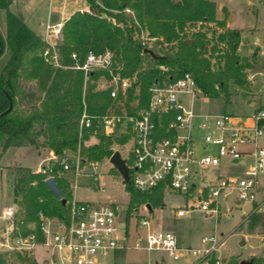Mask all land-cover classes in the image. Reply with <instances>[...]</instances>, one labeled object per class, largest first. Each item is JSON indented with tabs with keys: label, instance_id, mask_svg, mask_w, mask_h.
Instances as JSON below:
<instances>
[{
	"label": "trees",
	"instance_id": "obj_1",
	"mask_svg": "<svg viewBox=\"0 0 264 264\" xmlns=\"http://www.w3.org/2000/svg\"><path fill=\"white\" fill-rule=\"evenodd\" d=\"M89 12L77 11L64 22L63 40L57 46L60 66L43 57L45 43L9 8L13 0H0L7 11V37L0 33V59L7 56L0 74V147L4 155L10 148L31 146L57 155L66 150L79 152L81 165L110 159L114 144L125 145L130 135H106L102 131L81 130V117L86 110L91 116L104 115L115 105L109 90H98L100 79L111 80L109 71H94L87 76L76 69L89 53L107 50L116 56L114 70L133 81L125 107L133 113L131 103L140 108L150 102V88L155 83L175 82L191 73L198 89L207 99H224L231 103L232 88L248 89V71L252 61L240 54L241 32L228 28V12L217 17V4L211 0H85ZM186 40L192 43L186 44ZM153 43V46H149ZM151 51V52H150ZM77 55V60L72 54ZM23 82H35L30 93ZM139 89V94L136 91ZM95 122V126H96ZM92 136L98 142L87 146ZM14 180V197L19 211L16 226L23 235L36 233L43 241L39 213L60 221L68 220L73 201L69 182L54 175L62 198L53 194L45 175L21 164L6 167ZM113 171H118L113 168ZM130 199L127 219L141 206L155 209L164 206V187L150 191L125 183ZM263 215L252 213L239 228L264 225ZM22 256L0 254V264H14ZM35 264L36 262L33 261ZM230 259L226 264H240ZM209 264H216L212 259ZM256 264V260L253 261Z\"/></svg>",
	"mask_w": 264,
	"mask_h": 264
},
{
	"label": "built area",
	"instance_id": "obj_2",
	"mask_svg": "<svg viewBox=\"0 0 264 264\" xmlns=\"http://www.w3.org/2000/svg\"><path fill=\"white\" fill-rule=\"evenodd\" d=\"M63 27V21L50 20L41 33L46 45L43 57L55 67L60 66L57 46L63 40ZM72 58L77 60V55L73 53ZM115 64V54L107 50L99 55L89 53L85 61L75 67L86 76L94 71H109L111 80L104 81L102 89L109 90L115 101L104 115L91 116L85 110L80 124L81 130L95 128L96 133L130 135L131 148L122 157L134 187L146 192L163 186L165 193L171 191L186 196L190 203L176 210V218L185 217L196 209L219 221L241 203L251 206V214L264 216V188L259 182L264 176V147L258 146V140L264 136V104L256 106L254 103V111L247 115L197 112L193 105L187 107L184 96H190L193 101L204 96L192 74L185 73L175 82L155 83L150 88L148 107L140 108L135 100L131 103L133 113H130L125 103L134 80L116 73ZM136 92L139 94V89ZM67 152L53 153L39 166L37 173L47 178L55 174L63 177L72 169L66 161ZM73 153L77 156L76 172L79 173L82 160L79 152ZM225 159L231 165L242 164L245 170L235 176L217 173L213 179L205 178L203 171L219 172ZM97 164L89 163L95 167ZM93 183L96 189L105 192L96 174ZM142 208L146 214L138 216V233L133 244L127 209L112 203L75 200L71 203L68 220L60 221L39 213L43 236V241L39 242L36 233L23 235L16 226L19 208L14 204L2 208L0 218L5 225L0 228V254L24 257L25 261L20 264H35L33 261L36 264H116L122 253L138 251L148 255L147 264H162L167 258L184 264H209L212 259L216 264H225L219 255L224 238L205 236L196 247L183 246L175 232L153 227V212L146 205ZM39 248L47 253L41 262L35 255ZM154 254L159 258H152Z\"/></svg>",
	"mask_w": 264,
	"mask_h": 264
},
{
	"label": "rangeland",
	"instance_id": "obj_3",
	"mask_svg": "<svg viewBox=\"0 0 264 264\" xmlns=\"http://www.w3.org/2000/svg\"><path fill=\"white\" fill-rule=\"evenodd\" d=\"M212 1L217 3V14L220 17L222 16L223 19L225 17L222 8L227 9L229 27L239 30L242 35L240 54L249 58L254 68L248 71L247 90L240 89L237 86L232 88V101L230 104H226L224 99L211 100L204 97H199L193 101L190 96H184L185 103L187 107L193 105L197 112L251 114L255 109L253 102L256 103V106L264 104V0ZM86 3L85 0H13L9 11L20 17L29 27L43 32L47 22L51 20V15L59 16V20L63 21L65 14L69 15L72 11L83 9ZM0 33L4 38L7 37V11L3 9H0ZM149 46H153V43H150ZM6 59L7 56L0 59V74ZM104 81L106 80L102 78L97 82L98 90H103L102 83ZM35 84V82H23L24 87L30 93L34 92ZM198 123L199 121H197ZM198 132L201 135L199 130ZM97 142L98 138L92 136L86 142V145L90 146ZM258 146L264 147V136L258 140ZM130 148L131 144L129 143L125 145L114 144L113 146L114 152L119 151L123 157ZM42 151L44 150L42 149ZM1 154L0 147V208H5L16 204L13 189L14 180L9 177L6 167L16 163L35 170L43 162V157L38 155L35 148L28 145L20 148H10L7 153ZM66 161L71 164L72 169L65 172V174L78 198H91L92 202L112 203L120 206L123 210H128L129 193L125 189L120 174L113 171L114 167L110 163V159L98 162L96 167L87 163V165L82 166L79 173L76 172L77 156L72 151L68 150ZM244 170L242 164L231 165L229 160L225 159L222 167L219 168V172L208 169L203 171V175L205 178L213 179L217 173L229 177L235 176ZM94 174L98 176L100 183L104 185V193L96 189L93 183ZM259 182L264 188V176L259 179ZM189 203L183 194L167 191L164 195V206L153 211V227L160 226L164 230L175 232L181 244L186 247H196L203 237L216 235L224 238L219 255L225 264L232 258H236L240 262L256 260V264H264V225L260 224L250 229L246 223L243 228H239L240 224L251 214L249 204L235 205L231 213L227 217H222L219 221L196 209L190 210L185 217L176 218L174 216L176 210L187 206ZM142 214L145 215L146 210L141 206L130 219L131 244L134 243L138 233L137 225L140 219L138 216ZM3 225H5V221L0 218V228ZM242 241L245 242L244 245H241ZM35 255L40 262L47 257L46 251L41 248L36 250ZM152 258H159V255L154 254ZM13 259L16 260L14 264H20L16 258ZM148 261L149 257L144 252L126 251L118 256L116 264H147ZM162 264H184V262H174L167 258Z\"/></svg>",
	"mask_w": 264,
	"mask_h": 264
},
{
	"label": "water",
	"instance_id": "obj_4",
	"mask_svg": "<svg viewBox=\"0 0 264 264\" xmlns=\"http://www.w3.org/2000/svg\"><path fill=\"white\" fill-rule=\"evenodd\" d=\"M57 20H58V17L54 16V18L52 19V22H55ZM39 36H40V34H39ZM185 43L190 44V43H192V41L186 40ZM12 108H13V103L11 101L9 108L0 117L5 116L8 113H10ZM110 163L118 171V173L122 177L123 181L125 183H129L130 182L129 168L127 166L126 160L122 157V155L119 151L114 152V154L110 158ZM46 184H47L48 188L50 189V191L53 194H55L57 197H59L62 200L63 204H66V200L62 198V193L58 187L56 178L55 177L47 178ZM147 208L149 210H151V207L149 205L147 206ZM1 213H2V209L0 210V216H1ZM244 243L245 242L242 241L241 245H244ZM252 263H253V261H250V262L242 261L240 264H252Z\"/></svg>",
	"mask_w": 264,
	"mask_h": 264
},
{
	"label": "crops",
	"instance_id": "obj_5",
	"mask_svg": "<svg viewBox=\"0 0 264 264\" xmlns=\"http://www.w3.org/2000/svg\"><path fill=\"white\" fill-rule=\"evenodd\" d=\"M212 1V0H211ZM213 2H215V1H213ZM216 3V2H215ZM217 4V3H216ZM225 7H223L222 8V11H223V9H224ZM217 10H218V6H217ZM77 11H81V12H84V11H86V12H89L90 11V6H89V4L88 3H86V5L84 6V8L83 9H79V10H77ZM77 11H72L69 15H67V14H65V19L63 20V22H65L66 20H68L70 17H71V15L72 14H74L75 12H77ZM54 16H56V15H51V17H50V19L52 20L53 18H54ZM224 16V15H223ZM58 17V19H59V16H57ZM217 17H218V19H220V20H222L223 19V17L221 16H218V14H217ZM28 26V25H27ZM228 26V28H230L229 27V24L227 25ZM29 27V26H28ZM33 32H35L37 35H39L40 34V36H41V31H38V30H35L33 27H29ZM231 29V28H230ZM241 46V45H240ZM254 103L255 102H253L252 104L254 105ZM38 151V155L39 156H42L43 157V162L46 160V159H48V158H50L51 157V155L53 154L51 151H48V150H44V151H39V150H37ZM42 162V163H43ZM41 163V164H42ZM40 164V165H41ZM39 165V166H40ZM39 166H38V168H39ZM27 167V166H26ZM30 168V167H29ZM38 168L37 169H35V170H33L32 168V170L34 171V172H36L37 173V170H38ZM63 178H65V179H67V181L69 182V185H70V188H71V190H72V187H71V184H70V181H69V179H68V177L66 176V174H64L63 175ZM72 195H73V200H75V201H77V202H92V200H91V198H85V199H80V198H78L77 197V195H76V192H74V190H72ZM2 208H0V210H1Z\"/></svg>",
	"mask_w": 264,
	"mask_h": 264
}]
</instances>
